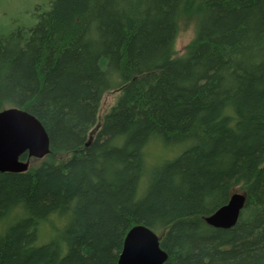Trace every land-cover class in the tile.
Masks as SVG:
<instances>
[{
	"label": "trees",
	"instance_id": "trees-1",
	"mask_svg": "<svg viewBox=\"0 0 264 264\" xmlns=\"http://www.w3.org/2000/svg\"><path fill=\"white\" fill-rule=\"evenodd\" d=\"M36 9L34 25L0 27V112L36 117L51 152L0 173V264H117L137 225L162 234L164 264H264V0ZM184 17L197 32L178 56ZM153 145L167 159L149 161ZM242 185L237 224L209 226Z\"/></svg>",
	"mask_w": 264,
	"mask_h": 264
},
{
	"label": "water",
	"instance_id": "water-1",
	"mask_svg": "<svg viewBox=\"0 0 264 264\" xmlns=\"http://www.w3.org/2000/svg\"><path fill=\"white\" fill-rule=\"evenodd\" d=\"M50 152L49 135L36 117L17 108L0 112V173H26L31 159H44ZM245 204V194H232L226 205L204 220L214 228L231 229ZM167 260L158 234L137 225L128 232L117 264H164Z\"/></svg>",
	"mask_w": 264,
	"mask_h": 264
},
{
	"label": "rangeland",
	"instance_id": "rangeland-1",
	"mask_svg": "<svg viewBox=\"0 0 264 264\" xmlns=\"http://www.w3.org/2000/svg\"><path fill=\"white\" fill-rule=\"evenodd\" d=\"M48 0H0V27L3 30H6L11 25H18V27H29L36 23L38 19V15H34L37 12L36 6L47 5ZM39 13V12H37ZM36 13V14H37ZM197 32V21L195 18L184 17L180 21L179 31L176 38V53L178 56L184 55L187 49V46L194 40ZM120 95L119 90H112L104 94L99 113H98V123L94 129L97 130L102 121L103 117L110 111V109L115 105L118 97ZM156 145H153L149 150V161H153L154 159H159L162 154V159H167V155L170 153L164 149L158 150ZM70 158V155L59 157L58 160L67 161ZM43 159H31L30 160V168L37 167ZM150 162V163H153ZM158 163V162H156ZM159 164V163H158ZM239 193L244 194V186H238L234 188L232 194ZM2 226L4 224H0V233L2 232ZM47 230V226L45 227ZM46 230L44 233H46ZM51 233V232H50ZM44 239L47 240V234H43ZM162 238V234L158 235ZM46 243V242H43Z\"/></svg>",
	"mask_w": 264,
	"mask_h": 264
},
{
	"label": "flooded vegetation",
	"instance_id": "flooded-vegetation-1",
	"mask_svg": "<svg viewBox=\"0 0 264 264\" xmlns=\"http://www.w3.org/2000/svg\"><path fill=\"white\" fill-rule=\"evenodd\" d=\"M28 159V158H27ZM24 160H26V159H24ZM30 169V168H29Z\"/></svg>",
	"mask_w": 264,
	"mask_h": 264
}]
</instances>
